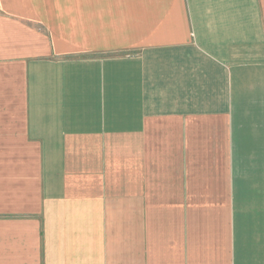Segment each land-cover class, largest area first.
Listing matches in <instances>:
<instances>
[{"label":"crops","instance_id":"crops-1","mask_svg":"<svg viewBox=\"0 0 264 264\" xmlns=\"http://www.w3.org/2000/svg\"><path fill=\"white\" fill-rule=\"evenodd\" d=\"M0 264H264V0H0Z\"/></svg>","mask_w":264,"mask_h":264}]
</instances>
